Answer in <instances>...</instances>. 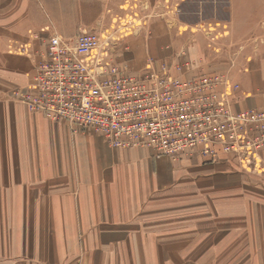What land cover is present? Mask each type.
<instances>
[{
	"label": "crops",
	"instance_id": "0c3cea01",
	"mask_svg": "<svg viewBox=\"0 0 264 264\" xmlns=\"http://www.w3.org/2000/svg\"><path fill=\"white\" fill-rule=\"evenodd\" d=\"M143 1L161 9L149 11L146 25L140 26L138 17L136 30L122 34L129 43L122 50L129 52L118 60L141 69L147 57L159 62L185 48L200 65L190 75L224 72L230 83L240 84L229 91L235 110L263 106L264 0H227L224 18L198 9L191 22L187 6L193 0ZM212 1L215 7L225 2ZM152 15L162 18L152 22ZM68 21L66 0H0V259L70 264L81 243L85 264H171L170 251L157 240L173 226L171 210L156 199L183 192L187 180L204 176L226 177L233 191L243 176L246 184L240 183L237 194L241 213L264 228V207L253 200L259 195L264 201V169L256 178L230 159L173 161L150 148H112L102 136L72 134L67 123L50 121L11 99L12 88L33 80L34 64L22 51L40 47L31 34L75 36ZM219 168L231 171L223 174ZM177 220L180 228L191 222Z\"/></svg>",
	"mask_w": 264,
	"mask_h": 264
},
{
	"label": "built area",
	"instance_id": "2783aa9c",
	"mask_svg": "<svg viewBox=\"0 0 264 264\" xmlns=\"http://www.w3.org/2000/svg\"><path fill=\"white\" fill-rule=\"evenodd\" d=\"M34 37L41 45L33 80L10 91L32 113L67 123L72 134L102 136L112 148H150L173 161L230 159L248 173L264 169V104L235 110L229 91L240 84L224 72L190 75L200 65L185 48L134 69L102 47L96 31Z\"/></svg>",
	"mask_w": 264,
	"mask_h": 264
},
{
	"label": "rangeland",
	"instance_id": "374dc122",
	"mask_svg": "<svg viewBox=\"0 0 264 264\" xmlns=\"http://www.w3.org/2000/svg\"><path fill=\"white\" fill-rule=\"evenodd\" d=\"M66 1L70 2V21L67 23L70 24V30L77 29V32L75 36L64 37L74 39L84 31H96L100 35L102 47L107 48L115 59H121L122 52H129L126 49L122 50L125 45L129 44L125 38L121 37L122 34H125L123 35L125 37L129 32L136 30L138 17L142 19L141 26L143 21L144 24L149 21V11L155 12L156 9H161L158 4L148 5L147 1L143 0ZM137 2H142V4L138 5ZM213 6L212 0H193L187 6V21L196 20V10L198 9L206 15L216 12L218 16L215 17L217 18L226 16L225 12L228 11L227 0L221 1L216 7ZM143 12L145 14L141 15ZM150 18L153 22L162 17L152 15ZM50 25L48 28H51ZM48 31L50 30L45 29L42 32L48 33ZM36 34L33 32L30 39L36 40L37 38L34 37ZM36 48L31 49V47L26 46L22 51L30 59L29 53L32 54L33 59L31 60L34 61ZM123 58L125 59V57ZM220 170L223 174L231 171L227 168ZM256 171H252L255 176L258 174ZM212 178L204 176L198 181L187 180L189 186L185 191L172 192L167 197L156 199V204L166 205L170 208L167 211L171 210L173 225L170 231L157 236L158 244L164 245L165 252L170 251L171 264H264V228L259 226L258 219L247 220L241 213L243 208L240 200L242 198L237 194L238 189H241L240 183L246 184L244 177L239 176V180L236 181L238 182L236 184L237 189L234 191L227 188L226 177L225 179L215 177L218 180H212ZM256 178L259 177L256 176ZM230 180H234V178L232 177ZM255 190L257 193L261 191L260 188ZM253 200L260 209L264 207V201L259 195L253 197ZM179 216L191 221L190 224L183 228L175 225ZM196 236L198 237L195 238ZM184 239L187 245L181 241ZM81 246V243L77 244L78 252L70 257V264H85L86 255H83ZM16 263L19 264L20 260H17ZM16 263L14 260L4 261L0 259V264Z\"/></svg>",
	"mask_w": 264,
	"mask_h": 264
}]
</instances>
